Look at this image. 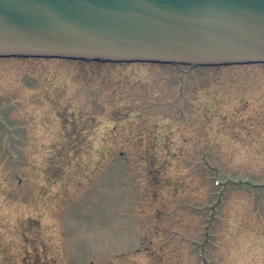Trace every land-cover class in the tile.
Masks as SVG:
<instances>
[{
    "label": "rangeland",
    "instance_id": "1",
    "mask_svg": "<svg viewBox=\"0 0 264 264\" xmlns=\"http://www.w3.org/2000/svg\"><path fill=\"white\" fill-rule=\"evenodd\" d=\"M0 264H264V63L0 57Z\"/></svg>",
    "mask_w": 264,
    "mask_h": 264
},
{
    "label": "water",
    "instance_id": "2",
    "mask_svg": "<svg viewBox=\"0 0 264 264\" xmlns=\"http://www.w3.org/2000/svg\"><path fill=\"white\" fill-rule=\"evenodd\" d=\"M264 63V0H0V57Z\"/></svg>",
    "mask_w": 264,
    "mask_h": 264
}]
</instances>
